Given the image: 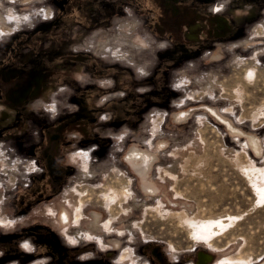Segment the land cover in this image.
<instances>
[{"label": "rangeland", "instance_id": "obj_1", "mask_svg": "<svg viewBox=\"0 0 264 264\" xmlns=\"http://www.w3.org/2000/svg\"><path fill=\"white\" fill-rule=\"evenodd\" d=\"M199 1L0 0V264L264 261V0Z\"/></svg>", "mask_w": 264, "mask_h": 264}, {"label": "bare ground", "instance_id": "obj_2", "mask_svg": "<svg viewBox=\"0 0 264 264\" xmlns=\"http://www.w3.org/2000/svg\"><path fill=\"white\" fill-rule=\"evenodd\" d=\"M211 110V112H213L214 113V110L213 109H210ZM216 113V112H215ZM178 116H180V115H178ZM183 117H184V115H182ZM181 117V116H180ZM218 118V117H217ZM223 118V117H222ZM225 121V120H224ZM220 122V121H219ZM226 122V121H225ZM229 125V124H228ZM232 127V126H231ZM233 130V129H232ZM239 130V129H238ZM236 131V130H235ZM235 133V132H234ZM238 134H240V132L238 133ZM257 142V141H256ZM258 147V146H257ZM255 152H257L258 153V151L257 150H255ZM240 158V157H239ZM236 159V158H235ZM241 159V158H240ZM129 160H132V161H136L138 164H137V170L139 171V172H141V173H146V171L148 170V168H149V164H150V160H151V156L150 155H144V154H142V155H140V153L139 154H134V155H132L131 153H129ZM131 162V161H130ZM133 163V162H132ZM198 163V162H197ZM152 164V163H151ZM136 165V164H135ZM236 165V164H235ZM207 166V165H206ZM209 166V165H208ZM151 167V166H150ZM235 167V166H234ZM244 167V166H243ZM238 168V167H237ZM242 169V168H241ZM248 170V169H247ZM137 171V172H138ZM250 171V170H249ZM138 172V173H139ZM140 173V174H141ZM245 174V173H244ZM261 179H263L264 180V172H263V174H262V177H261ZM243 180H245V178L243 179ZM251 180V179H250ZM242 181V180H241ZM245 182V181H244ZM250 182V181H249ZM246 183V182H245ZM120 183H118L117 184V186H115V188L116 189H118L120 186ZM254 185V184H253ZM255 188H256V190H257V193H255V194H257V196L259 197V199L260 200H262V199H264V183H263V186H261L260 184H255ZM147 190L149 191V194L150 195H152V193H153V190L152 189H149V188H147ZM220 191V190H219ZM147 192V191H146ZM148 193V192H147ZM126 195V194H125ZM222 195V194H221ZM217 196V195H216ZM202 206V205H201ZM205 208V207H204ZM204 210V209H203ZM182 215V218L184 219V217L186 218V215H183V214H181ZM223 215V214H222ZM221 215V216H222ZM221 216H218V217H221ZM223 216H227L228 217V219L227 220H229L228 222L226 221V219L225 220H222V219H219L218 217H214V218H210L212 221H210L209 223H208V220H203V221H201V220H199V221H194L195 219H196V217L198 218V217H200V216H198L197 214L195 215V216H193V217H188L189 218V221H190V223L191 224H195L196 225V227L194 228V234L195 235H205V236H210V235H213V234H215V231H218V230H222L226 225H228L229 224V222H230V220H231V217L229 216V214L228 215H223ZM222 216V217H223ZM62 217H63V220H62V224L63 223H65V221H67L66 222V224H68L69 223V221H68V215H67V213H66V211L64 210L63 211V213H62ZM233 223V222H232ZM212 242V241H211ZM243 251H244V249H243ZM129 252V251H128ZM128 254V253H127ZM206 260V259H205ZM204 260V261H205ZM207 260H208V258H207ZM131 264V263H130Z\"/></svg>", "mask_w": 264, "mask_h": 264}, {"label": "flooded vegetation", "instance_id": "obj_3", "mask_svg": "<svg viewBox=\"0 0 264 264\" xmlns=\"http://www.w3.org/2000/svg\"><path fill=\"white\" fill-rule=\"evenodd\" d=\"M165 3H163V6L165 7V8H168V9H171V6H172V8H176L175 7V4L176 3H178V1H180V0H163ZM201 1V0H200ZM199 1V2H200ZM162 6V7H163ZM168 13H170L169 11H166V12H164L163 11V15L161 16L162 17V19L164 18H169L168 17ZM181 13V12H180ZM171 15V14H170ZM178 18H180L181 16H177ZM178 18H176V19H178ZM174 26L173 25H170V31H171V33H176L177 31L175 30V32H173L172 31V28H173ZM177 29V28H176ZM113 94H116V93H113ZM116 95H118V94H116ZM111 123H109V125H110ZM59 140H60V136L58 135V134H56V135H54V139H53V141H55V142H58L59 143ZM99 142V141H98ZM100 143V142H99ZM59 151H60V147L58 146V148H57V150H56V153L54 152V151H52V156H54L55 158H57L58 156H59ZM147 155H149V154H147ZM52 161H53V164H54V167L55 168H57V171H56V173H54V172H52V175L54 176V180L55 181H53V183H56V184H59V183H61V181L63 180V177H64V173L62 172V171H60V170H58L59 168L57 167V164L56 163H54V160L52 159ZM49 162H50V160H49ZM148 171V170H147ZM37 179H38V177H34V180L35 181H37ZM80 215H81V212H80ZM77 218H79V217H77ZM62 220H63V217H62V215L61 216H59L58 217V221L60 222V224H62ZM66 222L67 221H65V223H63L62 225H68V224H66ZM24 231H26V230H24ZM35 244H36V249H35V255H37V254H39V252H41L42 251V249H39L38 248V245H39V242H38V240H35V242H34ZM38 250V251H37ZM21 258H24V257H26L25 255H21L20 256ZM207 258H208V260H207ZM206 259V260H205ZM122 260V262H120V263H122L123 264V262H124V257H123V259H121ZM205 260V261H204ZM229 261H231V259H228ZM219 263H221V262H219ZM218 263V264H219ZM194 264H212V261H211V259L209 258V256L208 255H205V254H203V253H199V256H198V259H197V261L196 262H194ZM245 264H248V263H245ZM260 264H264V261L262 262V263H260Z\"/></svg>", "mask_w": 264, "mask_h": 264}]
</instances>
